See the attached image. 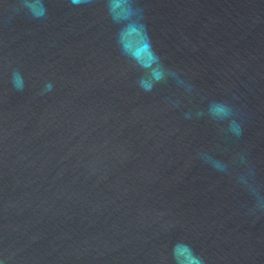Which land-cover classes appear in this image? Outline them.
Segmentation results:
<instances>
[{
  "label": "water",
  "instance_id": "95a60500",
  "mask_svg": "<svg viewBox=\"0 0 264 264\" xmlns=\"http://www.w3.org/2000/svg\"><path fill=\"white\" fill-rule=\"evenodd\" d=\"M19 3L0 0V264H172L178 241L264 264V0H135L170 69L151 92L105 0Z\"/></svg>",
  "mask_w": 264,
  "mask_h": 264
},
{
  "label": "clouds",
  "instance_id": "9594fccd",
  "mask_svg": "<svg viewBox=\"0 0 264 264\" xmlns=\"http://www.w3.org/2000/svg\"><path fill=\"white\" fill-rule=\"evenodd\" d=\"M84 0H71L78 5ZM105 9L111 21L118 26L115 34L116 44L121 55L127 57L140 70L141 75L137 85L145 92H151L156 85L164 82L170 69L162 63L160 56L153 48L146 25L143 21V13L135 4V0H105ZM16 11H23L26 15L39 19L46 15V0H20ZM12 85L17 90H23L24 78L18 72L12 73ZM53 84H45L43 91L50 92ZM208 116L211 120L226 123L227 130L236 137L243 133L242 123L235 116L234 107L225 101H212L208 105ZM203 116V112H198ZM187 119V114H185ZM172 264H204L202 257L197 255L186 243L176 242L171 250Z\"/></svg>",
  "mask_w": 264,
  "mask_h": 264
}]
</instances>
